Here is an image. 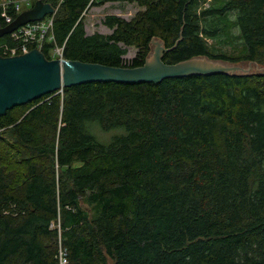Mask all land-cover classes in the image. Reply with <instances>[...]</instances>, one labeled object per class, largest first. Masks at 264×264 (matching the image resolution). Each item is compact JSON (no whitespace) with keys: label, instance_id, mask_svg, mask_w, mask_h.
Listing matches in <instances>:
<instances>
[{"label":"trees","instance_id":"trees-1","mask_svg":"<svg viewBox=\"0 0 264 264\" xmlns=\"http://www.w3.org/2000/svg\"><path fill=\"white\" fill-rule=\"evenodd\" d=\"M57 1L49 60L140 67L157 38L167 64L264 65V0ZM108 2L141 8L88 34ZM110 260L264 264V71L78 84L0 115V264Z\"/></svg>","mask_w":264,"mask_h":264},{"label":"water","instance_id":"water-1","mask_svg":"<svg viewBox=\"0 0 264 264\" xmlns=\"http://www.w3.org/2000/svg\"><path fill=\"white\" fill-rule=\"evenodd\" d=\"M35 2L36 5L32 9L20 13L9 26L0 29V37L54 13L52 5L39 0ZM170 49H167L160 39L154 38L152 50L144 65L134 68L113 67L65 58L49 60L43 52L36 49L17 56H0V115L45 94L63 92L64 87L78 84L160 83L165 79L192 74H247L264 71V66L258 64L249 62L230 64L206 56L167 64L163 61V55Z\"/></svg>","mask_w":264,"mask_h":264},{"label":"built area","instance_id":"built-area-1","mask_svg":"<svg viewBox=\"0 0 264 264\" xmlns=\"http://www.w3.org/2000/svg\"><path fill=\"white\" fill-rule=\"evenodd\" d=\"M24 1L30 4L32 0H0V29L4 23L10 24L14 20V16L8 11L12 9L19 14ZM62 1L59 0V2ZM57 8L54 7V13L46 15L42 20L29 22L13 31L11 37L14 39V45L0 44V49H3L4 54L9 53V56L26 54L34 49L42 52L46 43L54 39L53 26ZM58 54L60 59L64 58L62 46H56L50 51L51 60L56 59Z\"/></svg>","mask_w":264,"mask_h":264},{"label":"rangeland","instance_id":"rangeland-1","mask_svg":"<svg viewBox=\"0 0 264 264\" xmlns=\"http://www.w3.org/2000/svg\"><path fill=\"white\" fill-rule=\"evenodd\" d=\"M35 1L36 0H32L30 4H28L26 1H24L22 3L20 13L32 9L36 5ZM39 1H43V0H39ZM51 1H53V0H51ZM51 1L48 0L46 2L45 1H43V2L54 6L53 2H51ZM54 7L57 8V6H54ZM140 8L141 7L138 4L129 3V2H108L105 4L93 5L84 14L86 31L88 34H92L96 31L106 33V34L111 33L112 30L103 23L104 18L108 14H116V15H120L124 18L131 19ZM225 48L227 49L228 47H225ZM128 49H129V51L125 57L127 59H132L136 54V49L134 47H129ZM59 58L60 57L58 54V57L56 59H59ZM261 66H264V65H261ZM110 135H111V133H107V134L103 135V137H107ZM110 262L113 264L112 260H110Z\"/></svg>","mask_w":264,"mask_h":264}]
</instances>
